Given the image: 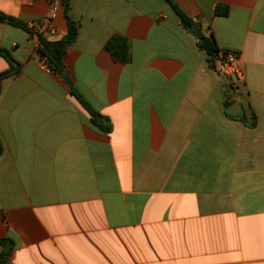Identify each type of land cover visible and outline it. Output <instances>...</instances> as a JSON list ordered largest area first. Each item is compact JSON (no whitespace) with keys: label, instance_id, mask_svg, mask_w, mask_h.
Returning a JSON list of instances; mask_svg holds the SVG:
<instances>
[{"label":"crops","instance_id":"1","mask_svg":"<svg viewBox=\"0 0 264 264\" xmlns=\"http://www.w3.org/2000/svg\"><path fill=\"white\" fill-rule=\"evenodd\" d=\"M68 2L60 77L37 49L66 37L64 0H0L33 31L0 22L15 64L0 91L6 264H264V0H171L239 54L242 80L213 70L166 0ZM115 36L127 63L105 48Z\"/></svg>","mask_w":264,"mask_h":264},{"label":"trees","instance_id":"2","mask_svg":"<svg viewBox=\"0 0 264 264\" xmlns=\"http://www.w3.org/2000/svg\"><path fill=\"white\" fill-rule=\"evenodd\" d=\"M168 1L174 11L178 14V16L181 19L182 25L189 31H191L195 36L198 38V46L205 50L208 55V61L210 63V66L213 68V62L220 51V49L217 46V43L215 41L214 36L207 37L204 34H202L200 26L195 23L192 19H190L188 16H186L175 4L171 2V0ZM65 3V16L68 21V33L65 38L58 40V41H48L47 39L43 37H39V46L37 49V53L40 57V59L45 60V62L50 67L52 73L58 76H63L66 72L65 66H64V58L67 54L68 48L75 42L77 35H78V25L71 20L68 19L67 16V10L69 8V2L68 0H64ZM217 13L220 15L226 16L229 12V8L227 6L220 5L217 8ZM4 15H0V22L3 20H6ZM7 21L17 27L24 28L30 33L33 31L30 30L27 26H24L23 24L15 21L12 18L7 19ZM105 48L112 54V56L123 63H127L130 59V51H129V44L126 39L115 36L111 40H109L105 46ZM0 53L3 54L11 63V69L10 72H6L3 74H0V91H1V80L8 75L15 73V64L12 62L10 55L5 51L0 49ZM72 95L78 98V100L82 103V105L89 111L91 115V121L94 124H97L98 119L102 118L100 114L95 112L82 98L81 96L75 91V89H72ZM256 121L252 123L254 125ZM3 152V146L0 141V154ZM1 244H6V240H0ZM10 251V249H9ZM9 251L6 253H2L0 255V264H6L7 256L9 255Z\"/></svg>","mask_w":264,"mask_h":264},{"label":"built area","instance_id":"3","mask_svg":"<svg viewBox=\"0 0 264 264\" xmlns=\"http://www.w3.org/2000/svg\"><path fill=\"white\" fill-rule=\"evenodd\" d=\"M52 5H56L59 0H45ZM45 67L50 70V67L44 62ZM213 70L223 76H236L239 80L243 79V73L239 68V54L233 51L220 50L213 62Z\"/></svg>","mask_w":264,"mask_h":264},{"label":"water","instance_id":"4","mask_svg":"<svg viewBox=\"0 0 264 264\" xmlns=\"http://www.w3.org/2000/svg\"><path fill=\"white\" fill-rule=\"evenodd\" d=\"M65 75H67V73H65ZM241 112V108L240 105L236 104V105H232L228 108V113L233 116L236 117L240 114Z\"/></svg>","mask_w":264,"mask_h":264}]
</instances>
